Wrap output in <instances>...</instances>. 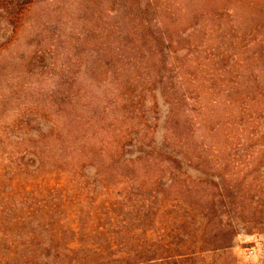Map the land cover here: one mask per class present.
<instances>
[{
  "label": "rangeland",
  "instance_id": "374dc122",
  "mask_svg": "<svg viewBox=\"0 0 264 264\" xmlns=\"http://www.w3.org/2000/svg\"><path fill=\"white\" fill-rule=\"evenodd\" d=\"M3 2L8 116L21 115L26 145L38 149L52 126L48 147L91 142L89 119L158 144L170 134L203 138L213 144L201 155L205 173L184 169L193 179L230 181L241 190L225 199L233 206L212 213L236 230L229 249L177 264H264V150L230 148L231 136L242 135L243 104L260 129L251 142L264 135V115L257 118L264 109V0ZM79 171L92 178L95 168Z\"/></svg>",
  "mask_w": 264,
  "mask_h": 264
},
{
  "label": "trees",
  "instance_id": "16d2710c",
  "mask_svg": "<svg viewBox=\"0 0 264 264\" xmlns=\"http://www.w3.org/2000/svg\"><path fill=\"white\" fill-rule=\"evenodd\" d=\"M9 20L0 0V264H177L229 249L236 229L212 213L233 206L225 199L241 190L222 179H193L184 169L204 172L201 155L213 144L203 138L170 134L158 144L89 119L91 142L48 147L52 126L36 141L38 149L26 145L18 135L25 123L19 114L8 116L4 91ZM239 111L242 135L231 136L230 148L264 150V135L251 142L260 135L255 111L244 104ZM126 147L136 155H126ZM86 165L95 168L92 178L80 174Z\"/></svg>",
  "mask_w": 264,
  "mask_h": 264
}]
</instances>
